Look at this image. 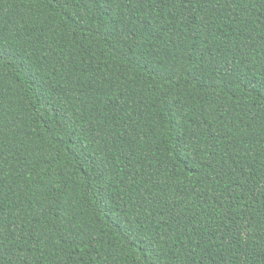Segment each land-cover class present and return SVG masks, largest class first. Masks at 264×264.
<instances>
[{
	"label": "trees",
	"instance_id": "obj_1",
	"mask_svg": "<svg viewBox=\"0 0 264 264\" xmlns=\"http://www.w3.org/2000/svg\"><path fill=\"white\" fill-rule=\"evenodd\" d=\"M0 264H264V0H0Z\"/></svg>",
	"mask_w": 264,
	"mask_h": 264
}]
</instances>
